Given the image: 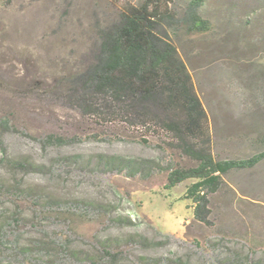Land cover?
<instances>
[{"label": "trees", "instance_id": "16d2710c", "mask_svg": "<svg viewBox=\"0 0 264 264\" xmlns=\"http://www.w3.org/2000/svg\"><path fill=\"white\" fill-rule=\"evenodd\" d=\"M204 1L188 0L184 7L173 0L125 1L110 20L95 23L78 65L42 90L17 91L76 111L77 124L68 122L69 132L30 134L17 126L12 112L0 113V264H194L173 251L149 254L169 246L173 236L157 229L153 236L141 232L142 220L123 211L117 189L112 198L61 194L26 176L69 181L113 175L149 179L167 173L165 189L191 180L186 198L194 204V219L211 224L212 197L224 177L264 162V135L259 137L263 148L247 157L214 153L208 110L176 41L182 30L208 29L200 13ZM14 132L36 140L47 154L56 151L46 161L30 153L12 154L5 136ZM152 140L165 156L60 150L84 141L148 145ZM84 223L99 229L82 245L79 228ZM208 244L214 264H264L256 244L232 247L223 237Z\"/></svg>", "mask_w": 264, "mask_h": 264}, {"label": "rangeland", "instance_id": "374dc122", "mask_svg": "<svg viewBox=\"0 0 264 264\" xmlns=\"http://www.w3.org/2000/svg\"><path fill=\"white\" fill-rule=\"evenodd\" d=\"M125 1L137 5L142 0H0V113L12 112L17 126L30 134L71 131L66 124L76 126V111L17 91L42 90L78 65L89 49L95 23L110 20ZM173 1L184 7L188 0ZM200 13L209 21L208 29L182 30L176 41L208 110L214 153L247 157L263 148L264 0H205ZM5 141L10 153H30L39 161L56 151L47 154L24 133H9ZM158 143L84 141L60 150L159 158L165 153ZM26 179L61 194L112 198L117 189L124 198L123 211L142 220L141 232L153 236L157 229L173 236L169 246L149 254L173 251L194 264H214L208 241L223 237L232 247L256 244L264 256V162L224 177L222 189L212 197L209 225L194 219V204L186 198L191 180L165 189L167 173L149 179L113 175L69 181L30 173ZM98 229L94 223L81 224L78 243L84 245Z\"/></svg>", "mask_w": 264, "mask_h": 264}]
</instances>
